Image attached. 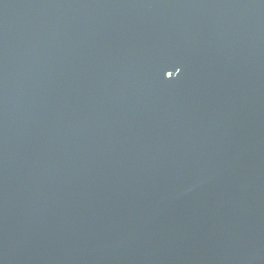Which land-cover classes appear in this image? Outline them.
Segmentation results:
<instances>
[{
	"label": "water",
	"instance_id": "95a60500",
	"mask_svg": "<svg viewBox=\"0 0 264 264\" xmlns=\"http://www.w3.org/2000/svg\"><path fill=\"white\" fill-rule=\"evenodd\" d=\"M0 264H264V0H0Z\"/></svg>",
	"mask_w": 264,
	"mask_h": 264
},
{
	"label": "snow or ice",
	"instance_id": "6c2138e0",
	"mask_svg": "<svg viewBox=\"0 0 264 264\" xmlns=\"http://www.w3.org/2000/svg\"><path fill=\"white\" fill-rule=\"evenodd\" d=\"M177 74H179V70L177 71ZM171 76H172V73L168 72V77L171 78Z\"/></svg>",
	"mask_w": 264,
	"mask_h": 264
}]
</instances>
